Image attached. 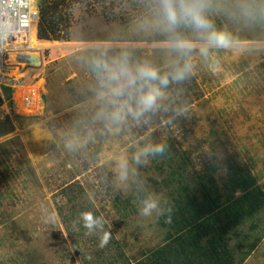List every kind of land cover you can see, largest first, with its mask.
<instances>
[{"label":"rangeland","instance_id":"obj_1","mask_svg":"<svg viewBox=\"0 0 264 264\" xmlns=\"http://www.w3.org/2000/svg\"><path fill=\"white\" fill-rule=\"evenodd\" d=\"M66 1L69 40L37 41L41 64L25 79L35 101L0 85V264H122L160 244L171 198L152 149L163 144L187 176L217 165L220 188L232 157L264 188V0H173L175 24L164 0ZM86 211L112 234L103 248ZM241 264H264V236Z\"/></svg>","mask_w":264,"mask_h":264},{"label":"trees","instance_id":"obj_2","mask_svg":"<svg viewBox=\"0 0 264 264\" xmlns=\"http://www.w3.org/2000/svg\"><path fill=\"white\" fill-rule=\"evenodd\" d=\"M70 5L66 0H39L38 41L69 40ZM162 146V182L171 198L158 222L165 234L160 244L133 260L123 257L122 264H241L264 236V188L232 157L224 162L227 177L220 188L213 176L217 165L187 176L183 160Z\"/></svg>","mask_w":264,"mask_h":264},{"label":"built area","instance_id":"obj_3","mask_svg":"<svg viewBox=\"0 0 264 264\" xmlns=\"http://www.w3.org/2000/svg\"><path fill=\"white\" fill-rule=\"evenodd\" d=\"M38 2L39 0H0V85L14 91L17 89V92H25V97L20 96L21 101L24 100L22 102L24 106L35 101L34 89L37 86H31L30 83L25 82V79L35 67L34 59L41 64L39 55L41 49L36 46ZM15 58H21L23 64L16 65ZM22 65L25 67L24 71H21ZM18 71L24 78L20 82L12 81L8 73Z\"/></svg>","mask_w":264,"mask_h":264},{"label":"clouds","instance_id":"obj_4","mask_svg":"<svg viewBox=\"0 0 264 264\" xmlns=\"http://www.w3.org/2000/svg\"><path fill=\"white\" fill-rule=\"evenodd\" d=\"M164 4H165V11L169 23L175 24L177 22V10L173 6V0H164ZM181 11L184 13V15L190 16L198 27H204L206 25V21L203 20V18L194 8L184 7L182 4ZM215 39L221 44L226 43V38L223 35H218L215 37ZM180 46L184 47L185 45L181 44ZM121 71L125 72L126 70L122 69ZM185 71H187V66H185V69L178 71L175 78L182 79ZM126 74L128 75L129 83L130 84L134 83L137 77L132 75L131 73H126ZM137 75L140 78L153 79V80L157 79L156 71L148 67L138 68ZM164 82L166 83V80ZM157 95L158 92L156 89H151L149 92L142 95L139 100V103L142 106V108L143 109L151 108L156 100ZM152 151L155 153L162 154L165 151V149L164 146H157L154 149H152ZM156 208H157V203L154 200L146 201L145 206L143 207V209H141V215L149 216L151 212ZM79 219L83 222V227L87 229L86 234L89 235L93 234L98 229L103 232V235L100 239L101 248L105 247L108 244L112 234L110 231H103L105 220L102 216L97 217L91 211H86L80 213Z\"/></svg>","mask_w":264,"mask_h":264},{"label":"bare ground","instance_id":"obj_5","mask_svg":"<svg viewBox=\"0 0 264 264\" xmlns=\"http://www.w3.org/2000/svg\"><path fill=\"white\" fill-rule=\"evenodd\" d=\"M22 67V70L21 71H24L25 70V67L22 65L21 66ZM8 77L12 80V81H15V82H20L23 78H24V76L23 75H21V72L20 71H18V72H13V73H8ZM24 107H28V105L27 106H24Z\"/></svg>","mask_w":264,"mask_h":264}]
</instances>
